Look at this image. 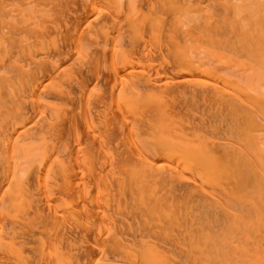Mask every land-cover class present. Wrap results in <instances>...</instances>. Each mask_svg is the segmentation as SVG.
Returning a JSON list of instances; mask_svg holds the SVG:
<instances>
[{"label": "bare ground", "instance_id": "6f19581e", "mask_svg": "<svg viewBox=\"0 0 264 264\" xmlns=\"http://www.w3.org/2000/svg\"><path fill=\"white\" fill-rule=\"evenodd\" d=\"M223 59L264 69V0H0V264H264Z\"/></svg>", "mask_w": 264, "mask_h": 264}, {"label": "rangeland", "instance_id": "374dc122", "mask_svg": "<svg viewBox=\"0 0 264 264\" xmlns=\"http://www.w3.org/2000/svg\"><path fill=\"white\" fill-rule=\"evenodd\" d=\"M256 26H258V25H256ZM255 26V27H256ZM254 27V28H255ZM253 28V29H254ZM251 55V54H250ZM250 57H253V56H250ZM222 58V57H221ZM220 58V59H221ZM224 60V59H223ZM223 60H219L220 61V64L219 63H217L218 64V66H217V69H219V67L221 68V69H225V71H223V70H221V71H223V73L225 74V75H227L228 77H229V79L230 80H233V81H237V82H239L240 84H243V83H245L246 85H248L249 84V86H251L253 89H255L257 92H259V93H261L260 95H262V97H264V69L263 68H261V67H259V64L258 63H256V62H250L251 60H249V62H248V65L249 66H245V68L247 67V69L245 70V69H243L242 67L244 66V64H243V66L242 67H240V68H242L243 70H245V71H240V70H238V69H240L239 67H238V65H234V64H230V65H228V63L227 62H225V60L223 61ZM218 61V62H219ZM222 61L224 62V63H222ZM227 63V64H226ZM214 64H215V62H214ZM222 64V65H221ZM220 65V66H219ZM253 65V66H252ZM258 65V66H257ZM260 65H261V63H260ZM212 66H214V65H212ZM211 66V67H212ZM223 66L225 67L226 66V68H223ZM237 66V67H236ZM250 66H252V70L250 69ZM250 70H249V69ZM228 72V73H227ZM244 72V73H243ZM243 73V74H242ZM240 76V77H239ZM242 78V79H241ZM252 98H250V100H251ZM263 131H260V137H262V140L264 141V129H262ZM263 132V134H261Z\"/></svg>", "mask_w": 264, "mask_h": 264}]
</instances>
